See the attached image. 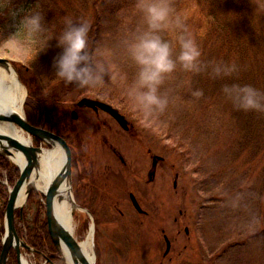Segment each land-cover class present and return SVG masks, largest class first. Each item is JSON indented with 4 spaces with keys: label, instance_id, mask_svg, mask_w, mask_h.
Segmentation results:
<instances>
[{
    "label": "rangeland",
    "instance_id": "1",
    "mask_svg": "<svg viewBox=\"0 0 264 264\" xmlns=\"http://www.w3.org/2000/svg\"><path fill=\"white\" fill-rule=\"evenodd\" d=\"M183 1L171 0L176 11L187 17L185 23L195 36V5L185 7ZM136 2L98 1L100 29L92 52L109 70L103 86L82 88L60 77L46 84V74L55 70L40 72L33 65L35 43L18 31L26 5L21 0H0V57L10 60L22 82L30 84L27 101L31 96L37 101V116L45 99L62 94L45 111L42 127L59 131L73 150L72 189L79 206L74 211L73 233L83 243L94 227L89 252L96 264H264V250L255 238L264 222L254 197L258 193L255 179L264 161L258 158L251 166L245 164L244 156L231 154L230 144L236 143L238 135L220 114V102L209 97L187 100L190 70L179 61L160 86V94L169 99L167 108L150 112L139 104L131 94L139 66L127 49V42L147 27ZM163 35L173 41V54L178 56L176 34L165 30ZM52 47L50 59L57 67L64 49L59 40ZM84 97L118 108L130 122V131L106 113L99 118L92 109L79 108L77 103ZM73 111L78 119L72 117ZM106 118L110 124L100 125L99 119L107 122ZM104 134L107 139L100 138ZM154 155L164 160L151 181ZM130 193L146 196L141 207L147 214L136 210ZM44 202L42 192L33 191L23 203L22 218L17 213L23 234H35L41 226L36 223L37 217L46 216ZM165 235L171 240L167 256ZM24 256L29 264H50L38 253L25 251Z\"/></svg>",
    "mask_w": 264,
    "mask_h": 264
},
{
    "label": "trees",
    "instance_id": "2",
    "mask_svg": "<svg viewBox=\"0 0 264 264\" xmlns=\"http://www.w3.org/2000/svg\"><path fill=\"white\" fill-rule=\"evenodd\" d=\"M98 1L21 0L27 7V13L40 11L44 14L45 28L48 29L45 35L55 36L45 49L41 50L40 45L35 44L31 57V62L33 65H37L40 72L41 70H55L46 74V84L59 78L56 75L57 67L50 59V51L55 48L52 46L59 40L60 28L65 24L66 16L72 18L76 23L81 20L90 22V51L94 49L100 29V15L97 12L99 10ZM184 1L186 2L183 4L185 7L195 5L193 11L197 16L195 38L202 52L201 70H190V75L186 79L189 88L187 100L191 102L194 98L203 100L205 97H209L215 102H220L222 106L220 114L238 135L236 143L230 144L231 154L239 155L237 158L244 156L245 164L248 163L251 166L257 164L258 158L264 161V109L238 108L233 99L229 98L224 91L226 85L252 84L264 93V0ZM2 16L5 18L3 14ZM180 50L178 47L175 53H179ZM218 64L229 66L236 64L237 69L231 73L217 74L215 68ZM38 81L41 83L43 80L40 78ZM24 82L30 88V84L25 80ZM69 84L75 85L77 82ZM197 90H203V95L196 96L194 93ZM61 95L52 100L45 99L43 107L39 109L40 116H37L36 112L35 103L37 101L32 96L29 97L26 110L30 122L37 126H43L45 111L49 112L52 108L50 104H57ZM54 130L59 133L56 129ZM261 172L259 178L255 179L254 188L258 189V193H255L254 197L256 195L257 204L262 212L260 218L264 222V165ZM5 176L9 183L14 185L20 176V170L7 157L0 155V248L5 233L4 221L9 195L8 188L2 183ZM39 209L43 210L42 205ZM39 222L41 226L37 227ZM46 226V218L41 219V215L40 218L37 217L36 227L39 230L33 231L35 233L34 240L28 239L29 242L40 251L45 252L51 260L50 264H66L52 244ZM18 232L24 236L19 226ZM255 238L260 240L264 250V227L257 232ZM45 246L50 249L45 250ZM8 264H17L14 252L11 254Z\"/></svg>",
    "mask_w": 264,
    "mask_h": 264
},
{
    "label": "clouds",
    "instance_id": "3",
    "mask_svg": "<svg viewBox=\"0 0 264 264\" xmlns=\"http://www.w3.org/2000/svg\"><path fill=\"white\" fill-rule=\"evenodd\" d=\"M136 8L143 13L147 27L139 30L135 38L127 42L128 52L139 66L131 94L144 109L162 112L169 104L168 97L160 94V86L167 75L177 69L178 61L184 69L200 71L202 52L195 36L188 30L185 23L187 17L176 11L171 0H137ZM64 21L65 27L58 35L64 50L56 61V75L67 83L75 81L82 88L103 86L109 68L95 59L90 51V22L81 20L76 23L67 16ZM165 30L176 34L181 49L178 56L173 54V41L164 38ZM18 31L23 32L28 41L39 44L41 50L55 37L45 35L48 29L45 28L44 14L40 11L25 13ZM236 69V64H218L215 72L231 73ZM224 91L238 108L264 109V93L252 84L226 85ZM194 94L201 96L203 90H197Z\"/></svg>",
    "mask_w": 264,
    "mask_h": 264
},
{
    "label": "water",
    "instance_id": "4",
    "mask_svg": "<svg viewBox=\"0 0 264 264\" xmlns=\"http://www.w3.org/2000/svg\"><path fill=\"white\" fill-rule=\"evenodd\" d=\"M9 64L12 65L10 60L0 57V65L7 66ZM78 106L81 108L91 107L95 110H98V108H102L103 110L114 116L120 122V124L126 128V130L130 129L129 121L126 119V117L120 112L118 108L109 103L103 102L98 99L84 97L78 102ZM72 117L74 119H77L78 113L76 111H73ZM0 123L15 124L22 133L29 135L31 138L39 139L43 144L45 143L52 146L59 145V147L63 151L65 155V162L62 171L53 178L48 186L46 193H44L46 198L45 205L48 231L54 245L59 250L61 255H63L61 252V246L65 245L70 252L73 264H90L83 251L82 243L75 237L74 233L70 229L65 227L57 219L55 214V200L57 197L63 199V196L60 194V187L65 179H68L71 182L72 187V150L68 142L63 137L55 134L52 131H49L42 127L34 126L33 124L29 123L26 114L23 116L17 113H5L0 111ZM43 149L44 147L42 145L35 146L33 141L31 144H25L15 136L0 132V154L8 157L11 161H13L12 157L15 155V153L22 154L26 159V163L23 168L13 161L20 168L21 174L9 194L5 215L6 233L3 238V250L0 256V264L8 263L9 255L12 249L16 251L18 264H28L27 260L24 257L23 250L34 253L38 252L19 236V233L17 231L16 211L18 209L20 210L22 218L23 205H19L21 193L26 184L31 180L33 174L38 169L39 157ZM156 158L157 157H155L154 159V167H156L157 165ZM154 174L155 172L152 173V175ZM34 190L39 189L34 186L30 187L27 191V197H29ZM132 200L134 201L136 208L143 213L144 211L137 203L134 195H132ZM73 203L77 205L74 199ZM167 244V252H169L171 248V242L168 238Z\"/></svg>",
    "mask_w": 264,
    "mask_h": 264
},
{
    "label": "bare ground",
    "instance_id": "5",
    "mask_svg": "<svg viewBox=\"0 0 264 264\" xmlns=\"http://www.w3.org/2000/svg\"><path fill=\"white\" fill-rule=\"evenodd\" d=\"M26 87L27 85L25 84V82H22L21 78L19 77L16 70L13 68L11 64L7 66L0 65V111L5 112V113H17L19 115L24 116L26 114L25 105H26V101L28 98ZM77 106H78V103H77ZM88 109H92L93 111L102 110L106 112L107 114H109L107 111L103 110L102 108H98V110H95L94 108L89 107ZM109 115L113 117L115 121H117V123L121 126V128L124 131H127L126 128L123 125H121L120 122L114 116H112L111 114ZM27 119H28V116H27ZM28 122L31 123L29 119H28ZM33 125L37 126L35 124ZM0 132L15 136L16 138L23 141L25 144H31L33 141L30 136H29L30 138H28L24 133H22L15 124L0 123ZM54 133L61 137L63 136L58 132L54 131ZM36 140L39 145H42V146L48 145L45 143L43 144L37 138ZM53 146L54 148H46L43 146L44 149L39 157V167L36 170V172L33 174V176L31 177V180L29 181V183H27L26 186L24 187L21 193L19 205L26 202L27 191L30 187L34 186L38 188L41 192L46 193L50 182L53 180L55 176H57L62 171L64 162H65V155L63 151L61 150V148L59 147V145H53ZM73 156L74 155H72V157ZM12 160L22 168L25 166L26 159L20 153H15V155L12 157ZM72 182H73V177H72ZM60 194L63 196V199H60L59 197L56 198L55 214H56L57 219L65 227H67L68 229L72 231L73 221H74V211L78 209L79 206L73 203L74 193L71 187V182L68 179H65V181L62 183L60 187ZM137 203L141 206L138 200H137ZM132 204L135 207V203L133 200H132ZM46 227L48 230V225ZM19 236L21 237V239L25 240L24 236L20 234ZM93 236H94V227H92V230L88 236V239L82 243L83 251L87 259L89 260L90 264H95V257L92 256V254L89 252V249L93 247ZM167 238L169 239V237L165 235L166 242H167ZM51 242L54 245L52 239H51ZM167 247H168V244H167ZM44 249L48 250L50 249V247L45 246ZM2 250H3V241H1L0 256H1ZM61 252L63 256L65 257L67 263L73 264L70 252L65 245L61 246ZM169 253H170V250L169 252H167V249H166L165 256L169 255ZM9 256H11V254ZM49 262H51V260Z\"/></svg>",
    "mask_w": 264,
    "mask_h": 264
},
{
    "label": "flooded vegetation",
    "instance_id": "6",
    "mask_svg": "<svg viewBox=\"0 0 264 264\" xmlns=\"http://www.w3.org/2000/svg\"><path fill=\"white\" fill-rule=\"evenodd\" d=\"M94 113H96L97 115H99V118H101L102 116H101V113H106V112H104V111H102V110H99V111H94ZM107 114V113H106ZM109 115V114H108ZM110 117V116H109ZM114 119L113 117H110V119ZM107 119V122L106 121H103L102 119H99V122H101L100 123V125H102V126H104L103 124H110L109 123V121H110V119L109 118H106ZM115 120V119H114ZM103 121V122H102ZM117 122V121H116ZM101 128H104V127H101ZM106 128V127H105ZM107 130V129H106ZM108 133V132H107ZM108 135H109V133H108ZM108 135H100L101 137L100 138H102L103 137V139H107L108 138ZM114 152L117 154V156L120 158V160L123 162V164H125V165H127L126 164V160H125V158H124V156H122V154H120V152L118 151V150H114ZM159 164V163H158ZM158 166V165H157ZM152 167H153V165H152ZM157 169V168H156ZM155 176H156V173H155ZM155 178V177H154ZM131 194H134V193H130V199H131ZM135 195V197L137 198V200H138V202L140 203V204H143L144 202H143V200H144V198L146 197V196H144V194H140V195H136V194H134ZM132 201V200H131ZM187 232H189V230H187Z\"/></svg>",
    "mask_w": 264,
    "mask_h": 264
}]
</instances>
